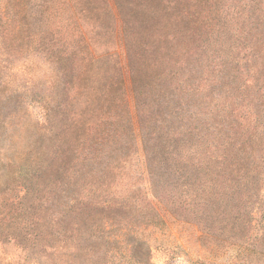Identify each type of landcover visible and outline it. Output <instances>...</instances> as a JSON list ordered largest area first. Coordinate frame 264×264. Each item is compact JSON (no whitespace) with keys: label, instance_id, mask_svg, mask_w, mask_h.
<instances>
[{"label":"trees","instance_id":"16d2710c","mask_svg":"<svg viewBox=\"0 0 264 264\" xmlns=\"http://www.w3.org/2000/svg\"><path fill=\"white\" fill-rule=\"evenodd\" d=\"M125 1L100 0V10L84 8L98 6L97 0H21L20 4L13 5L18 11L14 17L0 12V59L10 37L27 33L32 45L42 46L46 43V34H56L58 44L63 40L66 49V52H55L58 60L65 56L75 58L80 68L70 100L62 88L65 75L56 74L52 94L60 99L54 101L53 107L52 95L50 102L43 105L44 123L37 131L41 141L21 154L18 172H6L5 181H18L16 200L24 202V208L34 201H39V207L53 206L54 219L41 225L36 223L38 232L49 229L53 233L54 237L47 234L53 241L52 246L56 245L51 264H72L76 254L85 249L98 250L93 257L106 260L101 263L90 259L88 264L118 261L151 264L144 235L148 229L175 216L165 203L163 212V203L156 195L162 168L149 134L143 136L142 131L138 134L145 159L143 174L151 190L141 197V202L149 195L156 201H147L146 206L133 209L134 200L128 194L135 185L130 178L124 181L123 175L118 181L110 179L115 177L114 170L123 169L127 164L120 156L128 155L132 147L130 138L139 129V126L136 128L141 111L138 99L152 92L160 93L159 82L164 78V88L168 86L164 89V110L169 111L170 117L172 112L181 118L187 115L181 133L183 156L176 173L183 180L190 213L201 220L207 218L206 214L223 215L228 226L227 239L237 246L235 264H241L243 258L251 264H259L261 258L264 264V113L260 115L264 108L258 112L256 107L260 101L264 106V86L256 77L258 71L240 83L237 74L224 76L220 72L216 84L200 82L201 86L184 79L193 71L187 62L183 65L187 74L180 75L179 69H168L164 76L157 74L160 65L145 55L138 53L136 57L134 49L151 47L150 42L160 40L164 42L165 59L176 58L173 65H179V60L188 55L190 46L187 45H196L192 35L203 33L189 30L190 37L185 34L184 40L178 42L180 47L170 50L169 45L177 41L173 36L156 35L154 39L155 35L149 34L144 26L145 32L140 36L143 44L138 46L131 31L132 20L138 17L146 25L145 20L149 21L157 2L144 3L141 9L132 10L126 7ZM28 6L39 10V14L27 15ZM194 14L192 11L190 17ZM108 20L113 27V46L105 50L99 41L104 36L102 25ZM149 76L155 83L147 87ZM175 79L176 84L172 82ZM222 90V95L216 94ZM206 91L211 95L216 92L218 101L214 106L203 101L206 112L199 113L196 104L207 97ZM13 94L0 98V112ZM58 111L69 116L66 119L61 116L57 121L51 119V114L60 116ZM125 126L127 129L123 132L118 130ZM192 139L194 144L190 145ZM65 220L73 222L71 235L63 228ZM28 225L21 220L10 227L16 230ZM216 236L206 231L200 237L213 240Z\"/></svg>","mask_w":264,"mask_h":264},{"label":"rangeland","instance_id":"374dc122","mask_svg":"<svg viewBox=\"0 0 264 264\" xmlns=\"http://www.w3.org/2000/svg\"><path fill=\"white\" fill-rule=\"evenodd\" d=\"M20 2L21 0H0V12L14 17L18 11L13 5ZM152 2H157V5L153 9L154 13L148 17L149 21L145 20L146 25L141 22V19L138 21L136 15L132 25L130 24L132 35L137 39L138 46L143 44L140 36L145 32L144 26L149 34L155 35L154 39H157L156 35L159 38H164L165 34L173 36L177 41H174L175 45L174 42L169 45L170 50L180 47L178 42L184 40L185 34L190 37L189 30H201L200 34L203 33L201 36L197 33L192 35L191 40H194L196 45H187L190 46L188 55L179 60V65H173L176 58L165 59L164 42L160 40L150 42L151 47L147 45V47L134 49L136 57L139 53L141 56L145 55L149 61L160 65L157 67V74L164 76V71L168 69H179L180 75L184 72L187 74L183 68L184 63L187 62L193 71L184 76V79L196 86H201L200 82L216 84L215 80L220 72L224 76L228 73L232 76L237 74L238 83H240L248 79V76L255 71H258L256 77L264 86V0H126L125 5L132 10H138L144 7V3ZM100 3V0H97L98 6L95 4L84 8L101 10ZM30 7L28 6L29 9L26 11L27 15L39 14V10ZM192 11L195 14L190 17ZM191 20L197 21L193 23ZM150 27L151 32H149ZM112 28L111 20L106 21L101 28L104 36L100 39L99 45L104 46L105 50H110L109 48L113 46ZM27 35L25 33L19 37H10L3 58L0 59V98L14 92L6 107L0 112V264H51L54 258L56 245L52 246L53 241L47 236V234L53 236V233L49 229L44 230V233H41V229L38 232L39 227L36 226L38 222L41 225L54 219L53 206L39 207V201H34L29 202L26 205L27 208H24V202L18 203L16 200L19 194L18 181H5L6 172L17 173L21 154L28 151L29 146L35 147L41 141L37 131L44 123L45 107L43 105L50 102V97L54 93L56 74L65 75L61 82L64 83L62 88L67 91L69 100L71 92L75 91L76 76L80 74L75 58L65 56L63 60H58L56 57V51L66 52L65 43L59 40L58 44L56 34H46V43L42 46L32 45ZM53 44H55L54 48H52ZM153 50H156V53ZM152 77L147 78V87L155 83ZM172 82L176 84V79ZM159 85L160 93L152 92L138 99V110L141 111L138 113L136 128L138 129L139 126L140 130H136L130 138L132 147L128 155L120 156V159L127 164L123 169L114 170L115 177L112 176L110 180L118 181V178L123 175L124 181L130 178L135 185L128 194L129 199L134 200L133 209L146 206L147 201H156L149 195L141 202V197L151 190L143 174L145 159L139 145L140 135L138 134L140 131L144 133L143 136L149 134L152 137L151 146H155L157 160L162 168L161 179L155 189L156 195L163 203V212L165 203L166 208L173 211L175 216L173 217L175 219L169 217L164 224L148 229L145 233L144 236L150 248V263L235 264L238 255L237 246L232 245V242L227 239L228 226L222 219L223 215L206 214L207 218L201 220L200 217L195 218L190 213L191 208L187 204L183 180L176 173L183 156L184 140L181 133L187 115L181 118L176 112H172L170 117L169 111L164 110V89L168 88L167 85L164 88V78ZM215 88L216 86L214 90ZM223 92L224 90L211 95L206 91L207 97L202 99L200 104H196L198 112H206L205 105L210 103L211 106L216 105L218 101L216 94L222 95ZM53 97V104L60 99L54 95ZM61 99L65 101L63 96ZM203 101L205 105L202 104ZM261 104L263 103L260 101L256 106L258 112L264 108ZM74 108L76 112L79 111L76 106ZM58 113L60 116L57 113L51 114V119L55 118L57 121L61 119V116L62 119L69 116L61 111ZM263 113L264 110L260 112V115ZM260 124L263 125L261 121ZM188 127L191 126L188 125ZM123 129L126 130L127 126L118 127L120 132H123ZM195 129L197 132L196 125ZM193 139L189 142L190 145L194 144ZM164 170L167 172L166 175ZM110 182L109 186L114 190L115 187H112ZM21 220L29 223L27 228L17 227L15 230L10 227ZM63 228L66 234L71 235L73 222L65 220ZM206 231L214 232L217 235L216 238L202 239L201 233ZM97 251L85 249L78 252L72 264H88L90 259L94 262H106L103 257L99 260L98 257H93ZM261 260L263 259H259V264H263ZM241 262V264H251L245 258ZM119 263L121 264L119 261L116 262V264Z\"/></svg>","mask_w":264,"mask_h":264}]
</instances>
